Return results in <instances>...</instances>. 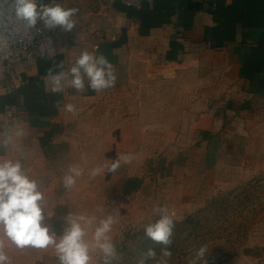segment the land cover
<instances>
[{
	"label": "crops",
	"instance_id": "crops-1",
	"mask_svg": "<svg viewBox=\"0 0 264 264\" xmlns=\"http://www.w3.org/2000/svg\"><path fill=\"white\" fill-rule=\"evenodd\" d=\"M144 2L150 9L165 2V8L160 10V18L154 17L152 19L154 24L144 33L139 32V21L127 18L125 11L122 10V7L127 5L118 2L108 6L110 10H107V14L110 12L112 14L109 24L96 31L92 40L88 33L83 36L77 33L78 41L69 47L65 38L58 36L62 33L59 32L52 38L49 50L50 42L44 50L49 55H63L65 66L63 71H68L72 67L84 49L95 50L97 55L103 54L113 65L117 77L114 87L100 92L84 93H79L74 88H65L63 93H52V75L56 73L48 74L42 78L47 103L44 109L56 105L57 113L36 115L28 119L26 109L23 103H20L8 106L0 113V123L7 121L9 124L19 126V117L16 113L22 112L23 117L33 126L31 129L36 134L35 147L39 155L55 162L71 158L78 146L76 136L78 133L73 134V130L69 129L68 123L65 122V116L68 114L64 109L65 103L75 105L76 110L72 113L76 115L81 101L95 102L91 110L98 112L102 109L101 104L105 106L110 102L107 112L103 115L104 118H108L109 109L112 107L116 109L125 100L126 95H120L118 92H124L129 86H150L159 82L154 73L153 78L148 74V77H142V70L146 73L147 71L159 73L161 69H165L163 75L172 73L174 77L170 82L167 80V94L176 96V100L185 103H197L196 109L183 110L184 136L180 141V137L177 139L181 148L172 147L168 154H164L158 161L156 157L149 160L150 168L143 173L117 178L114 189L116 188L120 195L133 196L142 193L144 184L151 178L152 174H149L163 166L169 176L173 175L179 179L182 187L187 182L199 181L201 183L199 191L202 190L200 197L203 198V202L238 178L240 170L249 171L247 167L253 169L255 166H261L264 182V0H144ZM61 4L63 5L62 0ZM159 20L162 22L160 25L156 24ZM121 37L125 38L123 44L113 48L108 46L110 41ZM40 54L31 58L22 57L9 65L5 75L0 77V94L14 91L22 86L28 77L37 75L36 63ZM169 55L173 58H169ZM136 69L139 76L134 77ZM247 69L249 77L242 73ZM9 73L14 75V79L6 83ZM209 79H213L215 87L207 92L205 85ZM130 97L126 98L127 108L130 107L128 105ZM141 97L142 94H139L137 100L135 99V109H138L136 117L143 108ZM150 101L153 102L152 95ZM148 107L145 110H149L150 115L155 117L153 119H157V107L154 105ZM114 112L116 119L122 118L119 115L122 113L118 110ZM50 123L58 127L50 128L47 126ZM119 124L120 122L110 125L105 132V135L110 137L109 144L113 148L115 146L113 136L117 129L116 125ZM156 125H151L153 134ZM47 131L51 132L49 137L51 143L66 144L64 156L43 155L40 139ZM81 131L85 135V129ZM151 133L150 130L149 134ZM28 138L26 136V140ZM24 140L25 138H19V144H25ZM117 144L125 143L117 139ZM150 144L152 146V143ZM235 151H238L236 159ZM199 176L202 179L199 180L197 178ZM175 186L182 188L179 183ZM184 188H187V185ZM178 198L175 201L180 202V197ZM5 251L9 256L8 264H59L57 255L45 254L44 249L21 251L9 241ZM253 251L258 256L264 253V234L255 240Z\"/></svg>",
	"mask_w": 264,
	"mask_h": 264
},
{
	"label": "rangeland",
	"instance_id": "rangeland-1",
	"mask_svg": "<svg viewBox=\"0 0 264 264\" xmlns=\"http://www.w3.org/2000/svg\"><path fill=\"white\" fill-rule=\"evenodd\" d=\"M62 2L65 7L78 9L75 16L76 21L78 20L75 24L77 29L74 27L71 33L58 34L59 37L65 38L69 47L78 41L77 33L80 36L88 33L92 40L96 31L107 27L112 16L111 12L107 14L110 7H101L97 0H62ZM49 48L50 44L48 50ZM165 72V69H161L159 73L156 71L146 73L142 70V77L149 75L153 78L152 73H154L159 82L150 86H129L124 92H118L120 95H126L125 100L116 109L115 107L109 109L108 118H104L103 115L107 112L110 102L105 106L101 104L102 109L98 112L91 110L95 102L85 100L81 101L76 115L68 112L65 122L68 123V128L73 130V134L78 133L76 134L78 146L71 158L55 162L39 155L35 147L36 134L31 129L33 126L23 117L22 112L16 115L19 117V126L25 129V136L29 138L25 139V144L22 145L19 144V138H17L13 146L0 150V157L23 160L28 172L39 178L50 226L53 218L56 217L63 230L66 227L65 215L69 209L85 218L95 215L97 220L112 213L119 220V224L108 233L116 247V257L112 260V264H137L141 256L135 257L133 248L137 245V241L142 243L147 238L143 229L159 218L155 211L157 207L166 206L169 211L170 205H175L177 208L180 220L176 223L187 219L190 215H196L195 220L198 219L195 227L186 223L185 226L188 229L179 233L183 237L187 236L183 264H191L201 247L206 249L205 259H208V264H258L259 260L264 257V253L258 256L253 251L255 240L264 234V182L261 166H255L253 169L247 167L249 171L240 170L238 178L217 190L215 195L204 202L200 197L202 190L199 191L201 188L199 181L187 182L184 184L187 188H184L179 179L173 175L169 176L165 166L149 174H152L151 178L144 184L142 193L139 192L133 196L120 195L117 189H114L117 178L120 179L128 174L143 173L150 168L149 160H154L156 157L158 161L164 154L167 155L172 147L181 148L178 142L184 136L182 129L185 115L183 110L196 109L197 103H185L176 100L175 95V97L168 95L167 83L174 77L172 73L166 74L167 76L163 75ZM134 73V77L139 76L138 69ZM13 79L14 75L9 73L6 83ZM213 87H215L213 79L207 80L206 91H210ZM52 93L49 94L52 95ZM139 94H142L143 108L139 110L140 115L136 117L138 109H135V99L137 100ZM151 95L153 102L150 101ZM129 96H131L128 102L130 107L127 108L125 102ZM195 96L197 97V93ZM151 105L158 109L157 119H153L155 117L150 115L149 110H145ZM112 109L122 113H118L122 118L116 119V112ZM117 122L120 124L116 125L113 148L109 144L108 138L110 137L106 136L105 132L110 125L117 124ZM153 124H157L154 134L151 127ZM81 129H85V135ZM117 139L125 144L118 145ZM123 155H131V162L124 163L121 160L120 169L115 173H108L107 167L113 163L112 158ZM234 158H238V151H235ZM97 165L104 167L99 175L90 179L89 173ZM69 166L82 169L83 174L76 178L75 186L66 190L63 188L62 180ZM197 178L202 179L200 176ZM176 183L181 184L182 188L175 186ZM178 197H180V202L175 201L179 199ZM213 200L218 201L217 204H209ZM81 223L87 233L85 239L94 244L91 238L95 224L89 225L87 219ZM181 228H173V234L177 235ZM124 242H126V252L122 251L125 246ZM154 243H149L145 247V252L149 248L156 252V258L150 260L148 264H156V260L161 257V249L164 247L159 243L155 246ZM43 252L49 255L56 254L53 247L44 249ZM90 255L92 256L90 264H102L103 254L98 249L92 248ZM168 264H173L171 259L168 260ZM197 264H204V261L197 260Z\"/></svg>",
	"mask_w": 264,
	"mask_h": 264
},
{
	"label": "clouds",
	"instance_id": "clouds-1",
	"mask_svg": "<svg viewBox=\"0 0 264 264\" xmlns=\"http://www.w3.org/2000/svg\"><path fill=\"white\" fill-rule=\"evenodd\" d=\"M14 10L17 19L27 22L28 31L35 28L39 20L44 29H59L64 33H71L78 12L75 7H65L59 3L44 4L39 0H14ZM32 39L35 37L32 36ZM51 43L50 40V46ZM40 53L42 58L46 55L42 47ZM57 67L63 68V64ZM116 79L113 65L103 54L97 55L95 50L84 49L68 71L52 75V92L63 93L65 88H74L79 93L100 92L114 87ZM64 109L67 112L76 110L75 105L71 103L65 104ZM17 138L26 139L22 126H14L7 121L0 123V150L13 146ZM112 159L113 163L107 167L108 173L117 172L121 167V160L130 163L132 157L123 155ZM103 167L97 165L93 168L89 178L93 179L99 175ZM82 174V169L69 166L67 174L63 176V188L71 189L76 184V178ZM155 211L159 218L146 226L145 236L164 246L156 264H168L172 255L170 245L175 224L166 206H159ZM85 219L89 225L95 224L91 238L94 244L85 239L87 233L81 223ZM65 223L62 234L57 236L56 229L48 222L47 206L39 178L28 172L23 160L0 157V264H8L9 256L5 247L9 241L21 251H39L53 247L59 264H90L91 249L96 248L103 254L102 264H112L116 257V247L108 233L119 224V220L112 213L97 220L95 215L85 218L69 209L65 215ZM205 251L206 249L201 247L191 264H197V260L208 264ZM155 258V250L149 248L137 264H148Z\"/></svg>",
	"mask_w": 264,
	"mask_h": 264
},
{
	"label": "trees",
	"instance_id": "trees-1",
	"mask_svg": "<svg viewBox=\"0 0 264 264\" xmlns=\"http://www.w3.org/2000/svg\"><path fill=\"white\" fill-rule=\"evenodd\" d=\"M161 8H165V2H162L161 4L155 5L153 8H149L148 4L145 2L141 3L139 8H134L131 6H125L122 7V10L125 11L127 18L129 19H137L139 21V32L144 33L149 29L154 22L152 19L156 17L157 19L160 18V10ZM160 22V23H159ZM156 24H161L162 22L159 20ZM125 42V38L121 37L118 40H113L108 43V46L111 48L120 46ZM46 55L42 58L41 54L37 57V75L28 77L26 82L15 89L14 91L10 93H3L0 94V113H3L8 106L18 105L20 103H23L22 105L26 109L27 118L31 119L34 118L36 115H55L57 113V107L56 105H51L47 107L46 109V101L44 98L45 90H44V83H43V76L50 74H55L60 71H63L64 66V58L62 54H55V55H49L47 52H45ZM169 58H173V56L169 55ZM63 64V68L57 67V65ZM247 70H243V75L246 77H249L250 74L247 72ZM252 72V71H251ZM34 122H37V119L34 120ZM50 128H57L58 126L56 124L50 123L47 124ZM51 136V132L47 131L44 133V135L40 139L41 149L42 153L45 157H55V156H64L66 152V144H53L49 141V137ZM213 202V203H212ZM218 201L213 200L209 204H217ZM196 215H190L187 219L179 222L174 223V228H181V230L178 231L177 235H174L172 233V243L170 245V251L172 253L171 260L173 264H183V256H184V249L187 243V236L183 237V235H179V233H182L186 231L188 228H186V223H190L191 227H195L196 223L198 221L195 220ZM51 226H53L56 231L57 235H61L63 230L59 226L58 220L53 218ZM145 231V229H143ZM192 234V233H190ZM128 239V238H126ZM145 238L144 242H139L137 240V245L133 248V254L134 256H142V254L145 252V247L150 243H153L150 239L147 240ZM143 243L145 245L143 246ZM125 246L123 247L122 251L126 252V242H124ZM122 244V245H123ZM155 246H158V243H154ZM138 252V253H137Z\"/></svg>",
	"mask_w": 264,
	"mask_h": 264
},
{
	"label": "built area",
	"instance_id": "built-area-1",
	"mask_svg": "<svg viewBox=\"0 0 264 264\" xmlns=\"http://www.w3.org/2000/svg\"><path fill=\"white\" fill-rule=\"evenodd\" d=\"M144 0H97L101 7H108L115 3H124L127 6L139 8ZM44 4H61V0H39ZM39 8V5H38ZM27 22L17 19L14 10V0H0V77L6 73L7 67L16 60L31 58L40 53V48H47L50 40L61 32L59 29L46 30L38 20L35 28L28 31ZM39 29V32H37ZM32 36L35 39H32ZM169 215L174 223L180 220L175 205H170ZM258 264H264V257Z\"/></svg>",
	"mask_w": 264,
	"mask_h": 264
}]
</instances>
